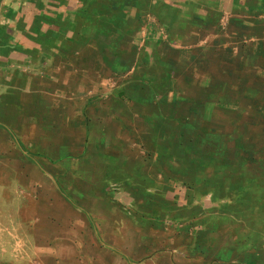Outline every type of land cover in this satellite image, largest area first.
Here are the masks:
<instances>
[{
	"label": "crops",
	"instance_id": "0c3cea01",
	"mask_svg": "<svg viewBox=\"0 0 264 264\" xmlns=\"http://www.w3.org/2000/svg\"><path fill=\"white\" fill-rule=\"evenodd\" d=\"M0 264H264V0H0Z\"/></svg>",
	"mask_w": 264,
	"mask_h": 264
}]
</instances>
